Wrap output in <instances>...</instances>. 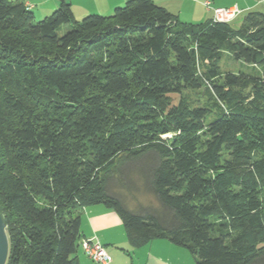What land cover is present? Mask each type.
Masks as SVG:
<instances>
[{"label": "trees", "instance_id": "obj_1", "mask_svg": "<svg viewBox=\"0 0 264 264\" xmlns=\"http://www.w3.org/2000/svg\"><path fill=\"white\" fill-rule=\"evenodd\" d=\"M95 204L132 248L165 239L196 264H264V13L188 23L127 0L76 20L59 0L35 20L0 0L6 264H79Z\"/></svg>", "mask_w": 264, "mask_h": 264}, {"label": "crops", "instance_id": "obj_2", "mask_svg": "<svg viewBox=\"0 0 264 264\" xmlns=\"http://www.w3.org/2000/svg\"><path fill=\"white\" fill-rule=\"evenodd\" d=\"M78 0H70L72 10ZM85 4L83 11L86 14L109 15L115 7L123 5L127 0H83ZM169 12L176 15L183 22L203 23L212 18L211 10L203 5L204 0H153ZM59 0H52L47 5L55 9ZM212 7H237L239 12L229 22L238 26L242 17L250 11L264 13V0H211ZM92 206V205H90ZM84 207L81 216L82 239L96 238L103 245L107 253L111 256V261L107 264H191L183 249H179L174 244L165 239H154L147 244L132 248L128 243L122 228V222L109 209L96 207L92 211ZM86 210V212H85ZM122 247V248H120ZM121 250L128 253L125 254ZM130 254V255H128ZM79 264H102L94 263L86 257L79 246L76 251ZM119 256L122 259H119Z\"/></svg>", "mask_w": 264, "mask_h": 264}, {"label": "rangeland", "instance_id": "obj_3", "mask_svg": "<svg viewBox=\"0 0 264 264\" xmlns=\"http://www.w3.org/2000/svg\"><path fill=\"white\" fill-rule=\"evenodd\" d=\"M10 1H13V0H10ZM20 1H23L25 4H29L30 11L34 14L35 20L42 19L43 17L51 14L54 10V9L49 8L47 6V5H49V2L52 0H20ZM85 4H88V3L84 2L83 0L76 1L74 8L72 10L73 16L76 20H81L84 16L88 15V14L84 15L86 13L85 11H83V8H85L84 7ZM69 26H70L69 24L62 25L58 29V32L60 34H62L63 32H65L69 28ZM233 26H236V25H233ZM242 66L243 65L241 63L234 61L229 56H225L222 59V61L220 62V67L223 70H234L235 71L237 69H244ZM185 95L187 96V94H185ZM189 99H190V97H189ZM139 200L141 203H144V204L154 202L151 197L144 196V195L139 196ZM133 203H134L133 201L132 202L130 201V204H133ZM90 207H92V208H88L87 209L88 211H92V209H94L96 207H99L100 209H104V210L109 209L108 211H112L111 212V213H113L112 215H115L116 218H119L118 214L113 209L107 208V207L103 206L102 204H95V205H92ZM85 212H86V210H85ZM81 216H84L83 213ZM120 221H121V219H120ZM122 228H123V226H122ZM123 232H124V229H123ZM124 235H125V232H124ZM125 237H126V235H125ZM175 246L178 247L179 249H183L185 251L187 257H189V259L191 260V262H190L191 264H196L193 256L190 254V252L186 248H184L182 246H178V245H175ZM120 248H122V247H120ZM121 251L125 254L128 253L125 250H121ZM128 255H130V254H128ZM119 259H122V257L119 256Z\"/></svg>", "mask_w": 264, "mask_h": 264}, {"label": "built area", "instance_id": "obj_4", "mask_svg": "<svg viewBox=\"0 0 264 264\" xmlns=\"http://www.w3.org/2000/svg\"><path fill=\"white\" fill-rule=\"evenodd\" d=\"M203 5L211 10L212 20L218 22H230L239 12L237 7H212L211 0H204ZM79 246L88 259L94 263L107 264L111 261V256L107 253L98 239H81Z\"/></svg>", "mask_w": 264, "mask_h": 264}, {"label": "water", "instance_id": "obj_5", "mask_svg": "<svg viewBox=\"0 0 264 264\" xmlns=\"http://www.w3.org/2000/svg\"><path fill=\"white\" fill-rule=\"evenodd\" d=\"M9 251L8 236L6 233V219L0 207V264H6Z\"/></svg>", "mask_w": 264, "mask_h": 264}]
</instances>
